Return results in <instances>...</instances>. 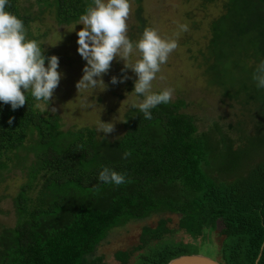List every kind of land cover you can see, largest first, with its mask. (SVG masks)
<instances>
[{
  "label": "trees",
  "instance_id": "16d2710c",
  "mask_svg": "<svg viewBox=\"0 0 264 264\" xmlns=\"http://www.w3.org/2000/svg\"><path fill=\"white\" fill-rule=\"evenodd\" d=\"M17 2L9 0L6 11L26 28L30 17L19 14ZM52 2L63 25L76 22L92 4ZM221 7L210 23L205 74L223 96H240L239 104L249 107L252 133L236 123L233 138L232 126L222 130L216 122L198 131L195 119L181 112L180 99L152 109L151 120L130 108L122 135L107 141L88 128L59 133L57 117H41L30 93L15 111L0 102V160L21 148L27 131L37 136L31 149L35 162L13 199L16 222L0 228V264H100L93 254L111 229L153 216L156 225L142 227L137 246L114 252L115 261L126 264L135 252L133 264H167L199 254V243L219 222L225 235L219 264H264V89L252 79L264 61V0H223ZM125 152L131 155L122 159ZM103 167L125 173L127 182H99ZM165 215L178 217L185 242L172 241Z\"/></svg>",
  "mask_w": 264,
  "mask_h": 264
},
{
  "label": "rangeland",
  "instance_id": "374dc122",
  "mask_svg": "<svg viewBox=\"0 0 264 264\" xmlns=\"http://www.w3.org/2000/svg\"><path fill=\"white\" fill-rule=\"evenodd\" d=\"M223 0H129L130 15L127 20V35L132 41H138L141 34L138 31V22L135 12L140 9V18L144 21L145 28L157 31L162 39H175L178 47L169 55L165 64L152 81L151 91L161 92L172 89L171 101L182 99L185 103L181 112L190 114L195 119L198 131H206L212 122H216L222 130H227L226 125L233 129L228 131L233 138L237 136L236 123L243 124L241 128L248 134L254 119L249 107L239 104V98L228 99L222 95L220 87L208 83L205 70L208 64L207 48L211 38L210 23L222 12ZM18 12L30 17L26 26L27 39L35 40L44 50L46 57L59 58L58 72L62 73L59 86L54 90L49 105L40 103L33 109L41 117H57L59 133L75 132L79 128H88L95 131L96 139L113 141L124 132L123 117L133 104L140 99L132 95L136 75L124 69V61L119 58L111 62L110 70L102 79L107 88L88 90L78 93L76 83L83 76L86 61L78 54L77 32L83 25L77 24L78 20L69 25L59 24L54 16L52 0H18ZM187 25L188 31L181 32L179 25ZM177 33H179L177 35ZM139 57L133 53L129 63H134ZM249 65V62H244ZM47 67V60L45 61ZM129 79L123 83L111 84V78L118 80L123 75ZM23 91V89H22ZM229 92L232 93L229 89ZM91 105V106H89ZM55 109V112L52 111ZM112 123L114 131L109 134L97 132L98 123ZM37 142L34 131H27L21 148L2 155L0 168V228H11L16 222L13 199L19 188L27 181L26 173L30 165L35 162L32 147ZM254 144V141H252ZM237 144V143H236ZM168 219L166 227L172 230V241L185 242L187 238L177 230L176 215H165ZM157 217L143 221H130L122 227L111 229L106 237L96 247L93 254L101 257L100 264H120L114 260L116 251H128L137 246L142 227L153 228ZM207 241L199 243V254L218 260L217 250L221 246L223 226L216 222L213 230L208 232ZM136 252L126 264H133Z\"/></svg>",
  "mask_w": 264,
  "mask_h": 264
},
{
  "label": "clouds",
  "instance_id": "9594fccd",
  "mask_svg": "<svg viewBox=\"0 0 264 264\" xmlns=\"http://www.w3.org/2000/svg\"><path fill=\"white\" fill-rule=\"evenodd\" d=\"M8 2L0 0V102L10 105L15 111L27 103L26 94L30 93L37 107L41 102L49 105L62 79V73L58 72L59 58L55 55L46 57L35 40L27 39L23 21L6 11ZM129 15V0H92L85 13L80 15L77 24L83 25V28L76 33L77 52L86 65L75 87L78 93L99 88L105 90L107 85L102 77L110 70L111 62L119 58L124 61L122 73L131 69L137 77L131 94L142 99L133 107L143 114L145 120H151L152 109L172 100V89L157 93L151 91V86L161 65L178 47V42L175 39H162L152 28H145L140 39L132 41L127 35ZM179 29L186 32L188 26L179 25ZM133 53L139 58L129 63ZM127 79L126 74L119 80L113 76L111 84L123 83ZM252 79L257 88L264 89V61L257 65ZM52 111L55 112V109ZM8 123L12 124V118ZM113 131L112 123L99 121L97 132L109 134ZM130 155L125 152L122 159ZM98 181L116 186L127 182L125 173L108 167H103L99 172Z\"/></svg>",
  "mask_w": 264,
  "mask_h": 264
},
{
  "label": "water",
  "instance_id": "95a60500",
  "mask_svg": "<svg viewBox=\"0 0 264 264\" xmlns=\"http://www.w3.org/2000/svg\"><path fill=\"white\" fill-rule=\"evenodd\" d=\"M167 264H219L217 260L201 254L181 255L167 262Z\"/></svg>",
  "mask_w": 264,
  "mask_h": 264
}]
</instances>
